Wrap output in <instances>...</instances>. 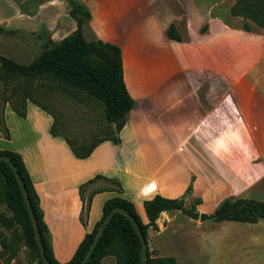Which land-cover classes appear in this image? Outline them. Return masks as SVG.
Returning <instances> with one entry per match:
<instances>
[{
    "label": "crops",
    "instance_id": "obj_1",
    "mask_svg": "<svg viewBox=\"0 0 264 264\" xmlns=\"http://www.w3.org/2000/svg\"><path fill=\"white\" fill-rule=\"evenodd\" d=\"M68 1L0 0V46L18 40L21 53L31 56L42 41L37 33L62 39L75 28ZM74 1L89 14L81 27L84 38L119 46L123 82L135 105L119 142L104 140L85 158L74 157L61 137L49 133L52 118L34 103L25 102L24 117L7 103L3 108L9 138L0 135V150L19 154L59 263L70 259L99 220L105 200L130 201L145 223L143 200L179 197L190 184L186 202L200 198L197 205L204 206L211 194L209 208L215 209L223 188L255 179L251 168L264 154V29L225 25L213 12L216 0ZM169 25L178 40L166 35ZM124 53L136 70L146 64L154 70L136 71L126 80ZM95 176L100 177L85 184ZM81 184L84 198L100 189L83 223ZM178 212H160L157 226L163 228V217L168 226ZM107 261L115 264L112 256L100 264Z\"/></svg>",
    "mask_w": 264,
    "mask_h": 264
},
{
    "label": "trees",
    "instance_id": "obj_2",
    "mask_svg": "<svg viewBox=\"0 0 264 264\" xmlns=\"http://www.w3.org/2000/svg\"><path fill=\"white\" fill-rule=\"evenodd\" d=\"M68 4L69 16L75 21L72 32L58 41H52L49 37H42L37 33L36 36L42 39L40 52L28 63H18L0 55V135L3 139L9 138L3 118L5 104L7 103L17 116L24 117L25 102L29 100L51 116L49 133L61 137L74 157L85 158L104 140L119 142L118 132L135 102L123 82L119 46L100 39H85L81 27L89 14L74 0H69ZM229 14L241 19L239 27L242 30L251 31L254 27L264 29V0H234L229 6ZM203 29L202 27L201 31ZM2 30L0 27V31ZM13 34L21 35L20 32ZM166 35L172 39H179L172 25L166 29ZM41 81L51 84L52 89L58 91L67 101L91 110L93 115L97 114L98 106L100 120L112 130L108 134H89L87 139L85 136L76 138L78 137L76 134L71 135L60 117L35 97V91L41 86L39 84ZM0 154L11 160L21 178L31 212L36 220L43 253L50 264H77L87 251L97 226L114 207L123 208L137 223L146 244L145 264H175L173 257L157 256L149 250L147 230L158 229L156 219L162 211L179 210L189 218L198 217L195 206L201 203L200 198H195L189 207H185L190 184L179 197L167 198L155 194L143 200L145 223L140 220L130 201L114 196L104 201L99 220L84 234L70 259L59 263L54 259L49 247L48 233L42 220L38 198L19 154L10 150H0ZM98 177L100 176L93 177L85 184ZM109 181L115 185L116 191H121L118 182ZM83 186L84 184H81L78 187L82 201L79 217L82 223V215H86L88 211L91 196L100 190L94 189L84 198ZM0 205L3 206V210H0V254L6 253L5 257L8 259L20 247H24L38 264H42L20 188L11 168L3 160H0ZM213 213L216 214L215 220L254 223L264 219V200L245 197L224 198ZM106 256H112L115 264H140L138 237L129 219L118 212L113 213L84 264H100Z\"/></svg>",
    "mask_w": 264,
    "mask_h": 264
},
{
    "label": "rangeland",
    "instance_id": "obj_3",
    "mask_svg": "<svg viewBox=\"0 0 264 264\" xmlns=\"http://www.w3.org/2000/svg\"><path fill=\"white\" fill-rule=\"evenodd\" d=\"M216 1L213 12L220 14L219 18L225 25L240 28L241 19L229 14V6L234 0ZM257 31L256 27L251 30L255 33ZM6 42L0 46V55L18 63H26L40 52V48L36 47L31 56L27 52L22 54L18 40L13 44ZM123 57L126 80L133 78L136 71L154 70L149 64L136 70V67L131 66L129 61L127 63L125 60V53ZM39 84L41 86L35 91V97L60 117L71 135L76 134L78 136L76 138L85 136L87 139L89 134H108L112 130L100 120L98 106L97 114L93 115L91 110L82 105L64 99L46 81H41ZM255 161L251 168L252 173L258 174L255 179L250 183L244 182L239 185L234 183L237 189L223 188L220 193L221 197H251L264 200V154L257 157ZM210 195L207 198L205 196L204 206H195L198 213L202 211L201 208L206 209L207 214L213 213L214 209L209 208L212 204L209 200L214 197ZM193 199V197H188L185 207H189ZM0 210H3L1 205ZM169 223L171 224L166 226L165 217H163L162 229L158 227L157 230H147L148 248L154 255L173 257L175 264H264V219H259L254 223L215 220L214 218L199 221L198 217L190 219L179 211L170 216ZM5 256L6 253L0 254V264H38L24 247H20L11 258L6 259ZM104 264L110 263L107 261Z\"/></svg>",
    "mask_w": 264,
    "mask_h": 264
},
{
    "label": "water",
    "instance_id": "obj_4",
    "mask_svg": "<svg viewBox=\"0 0 264 264\" xmlns=\"http://www.w3.org/2000/svg\"><path fill=\"white\" fill-rule=\"evenodd\" d=\"M0 160H3L4 162H6L8 164V166L11 168V170L14 174V177L16 179V182L20 188L21 196H22L26 211L28 213V216L30 218V222H31L32 230H33V236H34V239L36 241L37 250H38L40 259L42 261V264H50L49 261L47 260V258L45 257L44 253H43V247H42V244L40 241V236L38 233L36 220H35L32 212H31V209L29 206V201L27 198V194H26V191L23 187L21 178H20L18 172L16 171V168L11 163V160L6 155L0 154ZM115 212H118V213L125 215L129 219L130 223L132 224L133 229H134L136 236L138 237V240L140 243V264H145L146 244H145L143 235H142L137 223L135 222V220L121 207H114V208L110 209V211L107 213V215L101 220V222L97 226L96 232L93 236V239H92L87 251L85 252L84 256L81 258V260L77 264H84V262L90 256L91 251H92L93 247L95 246L96 242L98 241V238L100 237L101 233L103 232L104 227L106 226L108 221L111 219L113 213H115ZM215 216H216V214H214V213L207 214V213L201 211L198 213V220L203 221L205 219L214 218Z\"/></svg>",
    "mask_w": 264,
    "mask_h": 264
}]
</instances>
